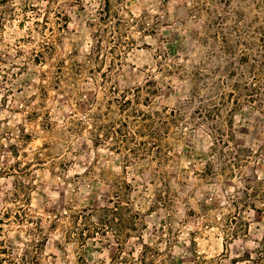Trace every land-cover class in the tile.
Listing matches in <instances>:
<instances>
[{"label": "rangeland", "instance_id": "rangeland-1", "mask_svg": "<svg viewBox=\"0 0 264 264\" xmlns=\"http://www.w3.org/2000/svg\"><path fill=\"white\" fill-rule=\"evenodd\" d=\"M102 1L0 0V248L8 249L0 264H20L25 250L29 264H76L78 257L109 263L119 251L113 235L90 238L81 247L66 242L65 216L104 205L116 180L131 184L144 222L140 238L122 246L124 253L137 254L147 243L160 250L157 264H264L257 255L264 211L246 208L244 231L226 235L241 226L231 198L241 195L242 179L264 180V111L256 104L244 100L222 126L232 143L256 153L237 169L239 178L200 175L212 137L199 126L179 121L171 127V158L161 167L149 158L128 161L110 143L93 146L87 125L72 129L71 118L86 109V99L114 84L124 89L151 81L154 108L182 105L193 87L189 72L206 52L209 0H111L109 17ZM254 3L231 0L220 8L227 28L246 4L249 20L262 17L264 8L257 11ZM129 14L154 28L153 34L142 33ZM120 15L129 24L126 30L120 25L117 39L112 30ZM93 47L97 58L88 61ZM76 62L85 64L77 75Z\"/></svg>", "mask_w": 264, "mask_h": 264}, {"label": "trees", "instance_id": "trees-1", "mask_svg": "<svg viewBox=\"0 0 264 264\" xmlns=\"http://www.w3.org/2000/svg\"><path fill=\"white\" fill-rule=\"evenodd\" d=\"M252 1H255L257 11L264 8V0ZM230 2L231 0H209L210 5L204 3L206 12L210 14L204 33L207 37L206 52L204 59L200 58L189 72L193 87L182 105L154 108L150 103V96L156 94V89L151 81H146L142 86L124 89L114 84L102 90L100 96L86 99V109L71 118L72 129L87 125L93 146L110 143L109 148L116 153H123L128 161L149 158L151 163L161 167L171 158L169 153L172 148L166 139L171 127L177 126L179 121L186 128L189 125L190 129L199 126L212 137L208 148L210 159L204 162L200 175L211 178L229 172L239 178L237 169L244 166L256 153L250 148L232 143L230 132L222 129V126L228 123L227 114L244 100L253 102L264 111V15L255 16L253 21L249 20L246 14L250 10V4H246L243 7L245 10L238 12L231 22L232 26L227 28L226 17L222 15L220 8H228ZM102 3L106 17H109L111 0H103ZM129 15L142 33L153 34L154 28L142 23L141 19L138 21L132 14ZM257 20H260L258 28L252 30L251 25ZM116 23L112 32L119 39L120 25L126 26V30L129 23L122 15ZM96 33L92 32L94 41L99 40ZM130 41L134 43L132 39ZM236 48H240L239 54L234 51ZM97 51L94 47L91 49L88 61L97 58ZM162 56L166 58L165 53ZM207 59L212 60L213 68L207 67ZM83 66L85 64L75 63L76 75ZM180 67L182 65L174 66L175 69ZM244 69L250 73V78H243L246 77ZM200 92L203 93L199 94ZM227 104L231 108L224 115ZM192 105L193 108L186 111ZM215 162L217 168L214 166ZM242 183L244 187L240 191L241 195L231 198V209H235L237 216L234 214V217L241 226H233L228 230L226 235L230 238L244 231L246 221L242 214L246 208L264 211V180L246 176ZM113 189L112 196L102 206L70 210L65 216L68 221L64 228L66 242L81 247L90 238L111 233L119 244V251L109 263L100 264H157L160 254L157 246L143 243L137 254L130 251L124 253L122 246L127 240L141 236L143 214L132 202V186L129 182L116 180ZM166 199L167 195H164V203ZM1 246L0 261L5 259L3 253L8 251L6 245ZM29 255V251L25 250L20 256V264H29ZM257 255L258 258L264 257V242ZM248 257L257 263V260ZM30 262L36 264L34 259ZM76 264L89 263L83 257H78Z\"/></svg>", "mask_w": 264, "mask_h": 264}]
</instances>
